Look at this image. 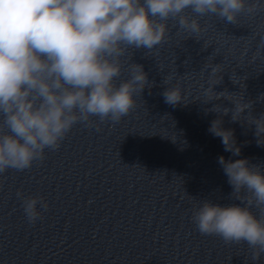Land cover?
I'll return each mask as SVG.
<instances>
[{
	"label": "clouds",
	"instance_id": "9594fccd",
	"mask_svg": "<svg viewBox=\"0 0 264 264\" xmlns=\"http://www.w3.org/2000/svg\"><path fill=\"white\" fill-rule=\"evenodd\" d=\"M262 6L260 0H0V173L42 161L45 150H57L78 122L91 126V117L114 123L125 117L137 103L136 93L150 85L143 66L135 63L130 78L117 85L120 58L129 47L151 50L160 44L170 17L199 34L200 23L182 14L185 9L235 24L240 13ZM219 71V65L211 66L210 78ZM217 84L213 80L205 89L208 102L225 98L213 91ZM163 97L173 106L184 101L179 86L166 88ZM229 101L234 108L224 107L222 115L231 111L232 122L252 108L243 96ZM250 123L257 144H264V114L252 116ZM208 132L220 138L225 152L241 155L234 130L224 128L222 119L211 121ZM218 163L244 206L204 201L192 220L201 234L218 235L225 243L246 241L254 250L252 260H258L264 253V171L248 158L219 156ZM17 197L29 223L42 218L38 205L48 208L40 196L18 191ZM253 206L260 218L250 211Z\"/></svg>",
	"mask_w": 264,
	"mask_h": 264
}]
</instances>
